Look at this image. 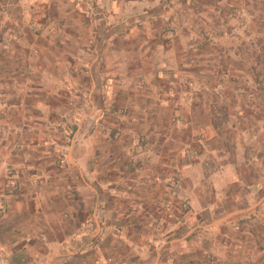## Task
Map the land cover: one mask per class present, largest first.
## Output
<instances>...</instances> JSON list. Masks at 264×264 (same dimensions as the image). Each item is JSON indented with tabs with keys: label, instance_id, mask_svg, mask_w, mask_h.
<instances>
[{
	"label": "rangeland",
	"instance_id": "374dc122",
	"mask_svg": "<svg viewBox=\"0 0 264 264\" xmlns=\"http://www.w3.org/2000/svg\"><path fill=\"white\" fill-rule=\"evenodd\" d=\"M44 1L0 0L1 64L6 65L11 49H38L33 45L38 44L41 30L30 21L28 9L32 3L38 11ZM67 1L73 7L82 5L78 16L94 25L98 36L80 29L76 38L58 36L40 49L111 50L95 59L94 79L93 68L86 65L92 59L81 53L76 57L77 70L65 60L56 75L57 84L46 83L42 92L53 101L57 95L71 119L69 128L80 124L86 133L93 126L90 113L98 111L95 140L103 147L128 146L122 160L124 170L133 177L128 175L131 179L119 199H111L113 212L108 216V222L118 220L125 229L105 232L109 264H140L144 257L150 258L148 264H264V0H149L145 11L123 8L124 1L137 0H115L114 17L108 13V0ZM70 9L66 6L62 11ZM9 11L16 13V19L8 17ZM144 15L153 16V21L138 28L137 20ZM118 21L131 25L126 31ZM70 24L81 28V22ZM107 63L110 69L116 67L118 78L128 81L115 82L114 87L103 83ZM118 64H126V71L118 70ZM136 82H143L142 87ZM0 87V97L6 99L10 91ZM135 89L142 93L141 102L134 98ZM106 90L118 95L111 99ZM163 106L165 112L160 115ZM178 107L187 114L176 112ZM190 114L193 124L187 127L185 118ZM246 119L254 122V134L246 130ZM210 121L217 133L199 132L197 128ZM108 125L110 131L104 128ZM249 142L255 150L250 145L244 148ZM154 144L177 149L175 162L144 163L145 154L139 148ZM156 150L161 152L159 146ZM144 170H155L162 179L136 181L135 176ZM183 193L194 198L191 205ZM116 202L125 215L116 214ZM0 212L4 216L2 208ZM58 219L63 227L71 226L68 217L63 222ZM89 235L83 239L98 237Z\"/></svg>",
	"mask_w": 264,
	"mask_h": 264
},
{
	"label": "crops",
	"instance_id": "0c3cea01",
	"mask_svg": "<svg viewBox=\"0 0 264 264\" xmlns=\"http://www.w3.org/2000/svg\"><path fill=\"white\" fill-rule=\"evenodd\" d=\"M79 1L83 2V0ZM111 1L112 9L110 0H108L107 8L110 17H114L113 7L118 5V2ZM44 2L45 4L37 7L38 11L32 9V3L28 9L30 21L36 22L41 30L40 36H37L38 44L33 45L38 49H11L8 52L9 59L6 65L0 63V86L4 85L10 91V95H5L6 99L0 97V109L5 110L0 111V173L7 172L5 177L0 175V209L4 210V216H0V264H82L85 261L109 264L112 259L110 250L103 243L105 232L111 229H117L120 232L121 229L123 231L125 229L117 223V219L115 222H108V216L113 212L110 208L113 202L111 199L117 201L120 191L131 179L129 176L133 177L124 170L125 162L122 160L124 150L128 146L115 143L111 147L110 143L107 147H103L98 140H95L100 125L98 116L101 114L98 111V113L95 111L90 113L89 122L95 126L89 127L86 133L80 124L76 129L69 128L68 115L61 108L60 99L54 95L53 101L48 93L42 91H45L46 83L57 84L56 75L58 71L63 70L65 60L70 61V67L76 71L79 65L76 57L81 53L86 55V59H92L89 60V65H86L93 68L90 76L94 79L97 71L95 59L98 56L101 58L111 49H104V51L102 49H40L42 44L58 36L59 39L76 38V32L80 29H88L98 36L94 25L86 24L87 19H80L78 16L77 10L82 9V5L75 3L73 7L67 0H45ZM123 4L125 10L137 7L138 11H145L149 0L124 1ZM66 6L71 8L69 12L62 11ZM102 6L105 9L104 4ZM8 17L14 20L17 15L9 11ZM99 18L102 19V16ZM152 18L151 15L138 18L137 21L141 26L137 27L141 28L146 23L150 24L153 21ZM124 21H118V25L127 31L129 29L127 25L131 23ZM70 22L74 24L81 22V28H76ZM31 28L34 26L30 25ZM44 47L47 48L45 44ZM113 51L118 53L117 49ZM118 65L121 66V64ZM138 67L136 66L135 71ZM116 70V67L110 69V63H107L102 82L113 87L116 85L115 82L126 83L127 79L117 77ZM118 70L126 71V64ZM32 72L37 74L33 77L27 75ZM137 83L135 86L142 87L143 82L139 83L140 85ZM25 86L28 89L25 90ZM107 91L109 92L106 90L104 93L106 94ZM116 95H118L117 91L109 92L111 99H114ZM141 96V91L135 89V100L141 102ZM246 96L247 101H250L249 95ZM189 100L190 97H188ZM164 110V106L161 107L159 114H164ZM174 110L187 114L181 107ZM190 110V113H193V108L190 107ZM246 116L249 117L248 114ZM192 119V114L189 119L185 118L187 127L192 126ZM68 121L71 122V119ZM253 123L247 121L246 124V130L252 134H254ZM104 128L111 130L109 125ZM238 128L240 127L237 126ZM197 129L203 134L217 133L211 121ZM69 132L73 136L64 135ZM63 135L66 140H63ZM211 139L213 138L209 139L208 148L212 147ZM248 145L255 150L252 142L247 143L246 147L240 144L250 149V147L247 148ZM157 146L161 152L156 153ZM139 149L145 154L144 157L141 156L144 163H158L157 165L164 166L175 162L174 159L177 157L175 152L177 149L170 148L166 144L147 145ZM149 151L153 152L149 153ZM248 160L251 159L248 158ZM224 166L226 163L222 165ZM188 167L190 166L185 168ZM185 168L184 170H187ZM154 172L155 170L152 173L144 170L135 176L136 181L148 182L156 176L162 179L161 175ZM183 190L188 194L186 189ZM186 194L183 193L185 198L188 197V203L191 205L190 199L194 201V198ZM151 196L153 195L149 194V197ZM105 197L110 200L106 201ZM114 207H118L116 214L119 216L126 214L120 210L117 202ZM65 217L69 218L67 222L71 225L70 227H63L60 222H57L58 218H61L63 222ZM168 224L167 221L165 226L167 227ZM86 234H90L92 238L98 237L95 240L83 239ZM129 241L131 240L127 239V242L132 244ZM231 258L236 260L234 257ZM144 260L142 259L140 264H148L150 258L144 257ZM154 260L159 262L157 257Z\"/></svg>",
	"mask_w": 264,
	"mask_h": 264
}]
</instances>
